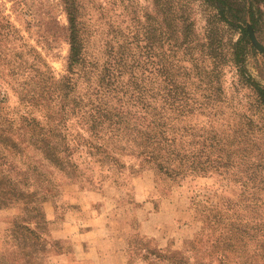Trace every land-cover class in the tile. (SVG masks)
I'll return each mask as SVG.
<instances>
[{"label": "trees", "instance_id": "trees-1", "mask_svg": "<svg viewBox=\"0 0 264 264\" xmlns=\"http://www.w3.org/2000/svg\"><path fill=\"white\" fill-rule=\"evenodd\" d=\"M62 1L70 45L66 72L56 77L48 69H34L21 89L22 100L45 108L44 122L24 115L18 122L0 95L1 157L24 153L26 140L44 161L71 177L78 169L69 139L75 120L81 131L72 140L87 131L99 143L85 142L111 164L120 163L108 152L112 144L174 181L217 173L237 183L239 193L224 209H212L205 227L219 232L212 247L221 264H233L228 253L237 252L248 255L242 264H264V85L247 67L252 51L247 29L230 23L226 36L222 22L228 19L219 11L202 38L184 3L188 0H154L155 13H147L141 28L117 33L103 57L91 51L81 0ZM233 26L242 30L238 39ZM229 65L238 84L249 90L238 105L224 86ZM27 164L36 179L52 182L37 163ZM46 200L0 170V209L16 208L24 216L8 228L18 255L46 248L31 225L46 220L41 205ZM171 260L189 264L184 258Z\"/></svg>", "mask_w": 264, "mask_h": 264}, {"label": "rangeland", "instance_id": "rangeland-1", "mask_svg": "<svg viewBox=\"0 0 264 264\" xmlns=\"http://www.w3.org/2000/svg\"><path fill=\"white\" fill-rule=\"evenodd\" d=\"M81 3L89 26L91 51L103 57L108 44L119 36L117 33L124 31L126 35L136 27L141 28L147 13H155L154 0H81ZM184 3L192 11L200 37L204 38L210 21L220 18L217 13L224 11L228 19L222 22L226 36L230 23L247 31L251 25L264 45V0ZM232 28L234 39L242 36L241 28ZM245 39L252 49L247 55V67L264 85V51L255 47L249 31ZM69 48L68 19L62 0H0V95L5 98L3 105L10 116L18 122L23 115L45 121V108L22 100L21 89L34 69H48L61 77L66 72ZM223 78L233 105L246 102L249 90L238 84L235 67L227 66ZM72 128L71 158L78 169L71 177L44 161L26 140L21 155L0 154V170L17 179L26 191L36 190L47 196L41 205L51 218L46 212L45 221L38 226L31 224L45 239L46 248L31 255H18L8 228L15 221H24V216L16 208L0 209V264H49L51 255L71 247L80 253L87 249L93 232L81 236L79 231L89 232L93 227H100L102 234L110 237L108 264H174L171 260L174 257L184 258L189 264H221L212 247L219 232L205 227L213 218L212 209L222 210L226 200H235L239 193L237 183L217 173L174 181L141 157L112 148V144L108 152L121 165L111 164L103 153H95L85 142L98 140L83 130L82 138L72 140L81 131L75 120ZM30 162L37 163L52 182L36 179L28 169ZM62 227H68L65 231L68 238H56ZM119 247L125 252L120 261ZM154 251L165 257H157ZM228 254L233 264H242L248 257L246 253Z\"/></svg>", "mask_w": 264, "mask_h": 264}, {"label": "crops", "instance_id": "crops-1", "mask_svg": "<svg viewBox=\"0 0 264 264\" xmlns=\"http://www.w3.org/2000/svg\"><path fill=\"white\" fill-rule=\"evenodd\" d=\"M48 218H50L47 210ZM53 218V217H52ZM68 227H62L59 229V235L56 238H68V235H65ZM79 231L81 236L90 235L88 241L89 245L87 249H82L79 253L76 248L71 247V249L63 250L57 252L49 257V264H108L107 256L110 255L108 252V243L110 242V237H107L106 234H102L100 227H93V229ZM101 232V233H100ZM63 233V234H62ZM69 238L70 235H69ZM124 248V247H123ZM122 247H119L117 255L121 256L119 261L122 260V255L125 254Z\"/></svg>", "mask_w": 264, "mask_h": 264}, {"label": "water", "instance_id": "water-1", "mask_svg": "<svg viewBox=\"0 0 264 264\" xmlns=\"http://www.w3.org/2000/svg\"><path fill=\"white\" fill-rule=\"evenodd\" d=\"M248 31H249L250 38H251L253 44L255 45V47H256L257 49H259L260 51H264V45L261 44V43L258 41V39H257V37H256V35H255V32H254V30H253V28H252L251 25H248Z\"/></svg>", "mask_w": 264, "mask_h": 264}]
</instances>
